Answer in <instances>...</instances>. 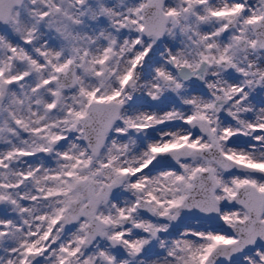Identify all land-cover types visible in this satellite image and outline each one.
<instances>
[{"label":"snow or ice","instance_id":"obj_1","mask_svg":"<svg viewBox=\"0 0 264 264\" xmlns=\"http://www.w3.org/2000/svg\"><path fill=\"white\" fill-rule=\"evenodd\" d=\"M0 264H264V0H0Z\"/></svg>","mask_w":264,"mask_h":264}]
</instances>
